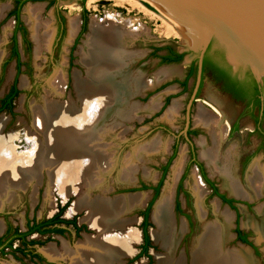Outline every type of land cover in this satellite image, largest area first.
Wrapping results in <instances>:
<instances>
[{
	"label": "rangeland",
	"instance_id": "rangeland-1",
	"mask_svg": "<svg viewBox=\"0 0 264 264\" xmlns=\"http://www.w3.org/2000/svg\"><path fill=\"white\" fill-rule=\"evenodd\" d=\"M12 1L0 0V97L6 92L15 75V61L14 58H10L11 35L15 20L13 16H8V12L13 8ZM137 2L140 5L131 9L115 5L109 0H98L91 5H87V0H55L54 3H48L46 0H32L21 6L18 12L20 27L19 31L15 33V46L21 62L20 71L16 77V87L19 93L13 100L11 112L0 111V140L12 148L14 155L26 156L30 151H33L36 141L33 137L39 135L33 127L34 108L43 104L45 98L58 103H66L71 100L75 102L77 100L74 75L78 74L82 79L87 78V67L81 61L80 46L90 33L91 27H94L97 23L104 27L109 26L110 23L123 24V27H119L127 33L124 36V44L120 47L133 55L134 60L131 61L129 70L131 73L140 72L143 85L127 98L125 104L143 108L157 95L158 105L151 113L138 111L136 112L137 115L132 113L129 117L124 118L113 115L105 121L103 130L98 132L100 134L107 130L103 134V137H105L102 138L105 144L101 142L100 145L103 149L109 147L111 152L113 151L115 164L110 174L105 173L101 176L103 179L99 178L102 185L89 189L84 185L82 174H79L78 177L71 178L67 186L63 185L62 187L60 183L49 178L48 168L44 167L40 171L41 174L38 180L31 178L19 179L20 182L15 183L16 185L11 189L12 191H9L6 196H0L4 199L0 206V227L2 225V229L4 224L7 223L12 227L24 230L26 221H30L32 218L39 220L50 217L57 211L59 206L64 204L61 217L64 219L74 217L77 226L82 227L75 233L74 228L62 223L59 226L63 231L58 234L42 236L33 233L28 236L27 238L30 240H41L39 243H34L33 246L27 248L37 250L44 257V262L36 263L24 254L5 250L0 254V264H72L71 255H68L67 252L74 251L77 248L76 246L84 244L87 240L86 237L98 238L103 236L97 228L86 221L85 216L89 211L88 207H78L76 205L77 201L80 198H85L86 195V199L89 200L101 198L111 201L118 198L129 199L133 196L142 197L140 203H136L120 217L121 220L127 219L124 228L122 230L112 229V232H110L111 235L125 239L129 232L133 231L136 234L135 239L128 242V245H130L128 253L121 255L117 260H113V264H157L158 258L166 256L172 259L173 264L181 256L184 258L185 264H191V246L194 237L201 230L202 223L214 220L221 221V218L213 211L215 202L219 210L226 211L229 214L224 248L229 251L240 249L247 253L252 264H264V232L248 223V220H251L258 227L262 223L263 214L258 212V208L262 205L264 207V185L258 196H235L223 185L219 176L211 173L205 160L199 154L202 149L201 144L204 147L206 146V149L210 148L209 150L217 149L215 137H213L217 130L211 135L208 128L195 123L194 115L197 108L200 106L205 110L209 109V112L212 111V113L219 116V126H221V120H223L225 122L222 125L228 127L229 122L236 117L239 109L238 105L231 104L224 98L214 96L211 89L207 88V84L204 85L200 96L195 101L192 100L193 95L189 93L191 88V91L194 92V77L187 80L184 88L177 82L183 78L190 58L196 55V52L187 48L191 44L185 42L183 40L185 38L181 35H163L159 33L158 27L167 19L143 1L137 0ZM29 6L39 8L37 17L42 24L38 27L36 35H34L32 24L25 13ZM82 8L86 11V22L84 31L79 32ZM57 14L63 16L64 32L61 36L57 29L59 23ZM71 18L76 19L77 27L75 34L69 38L67 25ZM45 24L50 27L51 34L47 46L45 45L44 35V31H46ZM21 31H23L25 42L21 40ZM129 32H134V36H129ZM152 46L161 47L157 50V55H150L149 51ZM167 46L176 52L183 53L182 58L175 62H161L159 56L168 52ZM59 71H62L64 75L60 95L53 92L49 86L55 77L54 75ZM156 75L161 76L156 78ZM173 104H176L173 119L164 118V114ZM188 123L191 128L195 129V132L187 137L184 135V130ZM261 123L264 126V115ZM251 130L252 127L249 125L248 118H240L235 131L232 133L225 131L221 146L218 147V149L221 147V151L219 150L221 153L232 149L234 153L232 160L238 182L249 191L246 176L250 168L258 163L264 172L261 151L258 150L253 154L260 144V137ZM37 138L39 139L38 136ZM152 140H155L159 149H155L156 151L147 149L140 155L133 167V177L129 181H122L119 178V170L124 155L130 152L134 146ZM174 145V154L165 169L158 193L153 199L147 214L148 226L146 231L150 246L146 252L149 258L145 255L137 256L136 254L140 251V245L142 244L141 212L152 197V187L161 178V168L171 155ZM190 147L193 149L195 160L201 164L206 178L212 181L220 194L233 200L234 208L212 194L195 163L190 162ZM251 153L253 156L248 163L242 165L241 158ZM180 156H182L181 169L178 177L173 182L174 186L172 187L170 201L171 215L173 222H175L173 233L176 240L173 250L168 254L162 243L154 239V234L158 228L152 219V211L168 179L172 166ZM80 165L84 166L83 163ZM14 166L16 165L14 164ZM80 169L78 170L79 173L81 172ZM195 177L204 189L201 199V207L205 210L203 222L198 216L196 197L192 188ZM181 225L183 226L182 232ZM236 225L241 231L247 232L252 246L241 243L234 238L233 229ZM14 244L16 245L17 242ZM49 247L54 249L60 256L54 258L49 256L44 250ZM63 254L66 255L61 256ZM47 258L52 260L48 261Z\"/></svg>",
	"mask_w": 264,
	"mask_h": 264
},
{
	"label": "bare ground",
	"instance_id": "bare-ground-1",
	"mask_svg": "<svg viewBox=\"0 0 264 264\" xmlns=\"http://www.w3.org/2000/svg\"><path fill=\"white\" fill-rule=\"evenodd\" d=\"M96 1L98 0H87V5ZM109 1L128 9L140 5L137 0ZM38 9L36 6H29L25 10L26 17L28 16V20L32 24L34 35L42 24L37 17ZM76 24L75 18L69 20V38L75 34ZM119 26L123 27L124 25L110 23L109 26L104 27L97 23L91 27L90 33L80 46L81 61L87 67V78L82 79L78 74L74 75V87L77 95L75 102L71 100L66 103H58L45 98L43 104L34 108L33 127L39 135L33 137L36 140L33 151H30L26 156H16L13 154L12 148L0 140V196H6L15 187V183L20 182V180L27 178L38 180L40 171L44 167L48 168L49 178L60 183L62 187L63 185L67 186L71 178H76L82 174L84 185L89 189L95 188L102 185L101 176L105 173L110 174L115 164V155L109 147L103 149L100 145L101 142L105 144L102 138L105 137L103 134L107 130L98 133L103 130L105 121L113 115L124 118L138 111L151 113L158 105L157 95L143 108L125 104L127 98L139 90L143 84L140 72L131 73L129 70V65L134 58L131 53L120 47L124 44V36L127 33L124 29L121 30ZM45 29V45L47 46L51 35L50 27L45 24ZM158 31L163 35L179 34L185 38L183 39L185 42L191 44V36H188L168 20H165L158 27ZM133 33L129 32L128 35L133 37ZM54 76L49 86L53 92L60 95L64 75L62 71H59ZM175 105L173 104L168 108L164 118L173 119ZM208 110L199 106L194 115V121L196 124L208 128L211 135L217 130V133L213 135L217 149L209 150L210 148L206 149V146L201 144L200 157L205 160L211 173L220 177L223 185L227 187L230 193L238 197L258 196L264 185V172L261 165L254 164L246 176V184L250 191L243 188L235 174L232 149L226 150L224 153L220 152L221 147L218 149L221 146L224 133L227 131V126H219V116ZM147 149L156 151L155 149H159L158 144L155 140L142 143L139 146H134L130 152L124 155L119 170V178L122 181H129L133 177L135 161ZM82 163L84 166L80 165ZM181 163L182 156L172 166L152 211V219L158 228L154 234V239L162 243L168 254L173 250L176 240L173 233L175 222H173L171 215L170 201L173 182L178 177ZM79 168H81L80 173ZM192 188L196 197L198 216L203 222L205 210L201 207V199L204 189L196 177L192 183ZM86 197L80 198L76 205L88 207L89 211L85 216L86 221L97 228L103 236L98 238L86 237L87 240L84 244L76 246L74 251L67 253L71 255L72 264H113V260H117L121 255L128 253L130 246L128 242L133 241L136 234L133 231L129 232L125 239L111 235L110 232L112 229L122 230L124 228L127 219L121 220L120 217L136 203H140L142 197L118 198L113 201L101 198L89 200ZM2 201L4 199L0 198V206ZM262 206L258 208V212L263 214L260 226H255L251 220H248V223L264 232V207ZM213 208L214 213L221 218V221L214 220L202 223L201 230L194 237L191 246V264H252L245 251L240 249L229 251L224 248L229 214L219 210L216 202ZM182 231L183 226L181 227ZM44 250L52 258L60 256L51 247ZM157 264H173V262L170 257L166 256L158 258ZM174 264H185L184 258L179 257Z\"/></svg>",
	"mask_w": 264,
	"mask_h": 264
},
{
	"label": "water",
	"instance_id": "water-1",
	"mask_svg": "<svg viewBox=\"0 0 264 264\" xmlns=\"http://www.w3.org/2000/svg\"><path fill=\"white\" fill-rule=\"evenodd\" d=\"M141 1L191 36V46L187 48L196 52V83L202 55L210 42L222 51L226 64L246 69L261 82L264 77V0Z\"/></svg>",
	"mask_w": 264,
	"mask_h": 264
},
{
	"label": "trees",
	"instance_id": "trees-1",
	"mask_svg": "<svg viewBox=\"0 0 264 264\" xmlns=\"http://www.w3.org/2000/svg\"><path fill=\"white\" fill-rule=\"evenodd\" d=\"M26 1H32V0H13V8L8 12V16H13L14 20H15V25L13 28V32L11 35V41H12V49L10 52V58H14L15 61V75L12 79V82L10 83V85L8 86L6 92L0 97V111L6 110L8 112H11V108H12V104H13V100L14 98L17 96V94L19 93V90L16 87V77L17 74L20 71V65L21 62L19 60L18 57V52L15 46V41H16V36L15 33L17 31H19V19H18V12L21 8V6L26 2ZM48 1V3H52L54 0H46ZM59 17V16H58ZM81 17H82V25L80 28V32H83L85 29V22H86V11L84 8H82L81 10ZM60 20H62V18H60ZM22 30V29H21ZM59 35L61 36L63 34V30L62 28L60 29V31L58 32ZM21 40L22 42H25V37L23 36V31H21ZM211 44L209 43V45L206 47L204 54H203V58H202V70L205 67L206 62V58L207 56L211 53ZM167 50L169 52H171V54L173 55L172 57L170 56H162L161 57V61L162 62H172V61H178L182 58L183 53H176L172 48L170 47H166ZM161 49V47H156V50ZM216 62L214 67H213V71H214V75L216 77L217 80L222 81L224 86L226 88H228L231 91V94L236 97V98H243L245 96L248 95L249 91H258L260 90L261 92H264V77L262 78L261 82H255L253 80L252 75L246 71L242 77H237L235 74L231 73V68L223 61V58L221 56L220 53H218V56H215ZM185 83V80H183L181 82V84L183 85ZM174 149H175V145L173 146V151L171 153V155L169 156V158L166 160L164 166H162L161 168V178L158 180L157 184L152 187V197L151 199L148 201V203L146 204L145 208L142 210L141 215H142V220L140 223V229H141V239H142V244L140 245V251L136 254L138 255H145L149 258V255L147 254V248L150 246V240L146 231V227L148 226V221H147V214L150 208V205L153 201V199L156 197L157 193H158V188L161 184V179L162 176L165 172V169L168 165V163L170 162L173 154H174ZM189 154H190V162L195 163V165L198 168V171L202 177V179L204 180V182L208 185V187L211 189L212 194L218 196L220 198V200L226 204H228L231 208L233 207V200L230 198H226L225 196H223L222 194H220L217 191V188L215 187V185L212 183V181H210L208 178H206L202 166L199 162H197L195 160V155L193 152L192 147H190L189 150ZM183 177V176H182ZM179 180L178 183V188L180 186L181 183V179ZM144 187V186H142ZM65 204L62 206H59L57 211L55 213H53L50 217L48 218H44L38 221H35V219H31V223H29V221L26 223V230L23 232H19L17 231V228L15 227L14 229V233L11 235V237L6 240L1 246H0V253H2L4 247H11V241L13 239H18L19 243H20V247H14L11 249V252H18L20 254H29L30 257H37L38 254L37 253H33L30 252L29 248H27L28 246H31L34 243H39L40 241H34V240H26V236L29 235L30 233L33 232H37V233H43V232H53V233H60L63 231V229L61 227H58V224H71L77 231L82 228L81 226H77L75 224V218L72 217L70 219H64L61 217V212L64 208ZM176 209H177V202H176ZM47 225H53L52 227H44ZM44 227L43 229H40L41 227ZM236 233H240V231L238 229H235ZM239 241H241L242 243H247V240L245 239L244 235H240V237H238Z\"/></svg>",
	"mask_w": 264,
	"mask_h": 264
},
{
	"label": "flooded vegetation",
	"instance_id": "flooded-vegetation-1",
	"mask_svg": "<svg viewBox=\"0 0 264 264\" xmlns=\"http://www.w3.org/2000/svg\"><path fill=\"white\" fill-rule=\"evenodd\" d=\"M54 2H55V0L52 3H54ZM12 4H13V1H12ZM58 16H59L58 17L59 18V23H58L57 29H58V31H60V29L62 28V30L64 32V23L62 22L63 16L62 15H58ZM61 17H62V20H60ZM81 25H82V17H81V14H80L79 32H80ZM67 27H68V25H67ZM210 44H211V46H210L211 47V53L207 56V58L205 60L207 65H205L203 70H202V59H201L200 73H199V78H198L197 83H196V74H197L196 55H194V56H192L190 58V61H189L188 65H187V69L185 71V74H184L183 78L181 80H179L177 83L179 85H181L182 88H184L186 86L187 80L190 77H194L193 78L194 79V81H193V87H194L193 90H194V92L191 91L192 90V88H191L190 93H189L190 95L191 94L193 95V97H192L193 101H195V99L200 96V93L202 92V89H203L204 85L207 84L208 87L207 86L206 87L209 88V90L211 89V92H212V94L214 96H218L220 98H224V99H226V101L230 102L231 104L238 105L239 109H238V112L236 114V117H235L234 120L229 122L230 125L228 127H226V129H227L226 132L232 133L233 131H235V129L238 127V120L240 118H244V117L246 118L247 117L248 120H249V125L252 127L251 131L254 132V133H257V135L260 137V144L254 150L253 154L255 152H258V150H260L261 151V158H262L263 164H264V126L261 123V119H262V117L264 115V92H261L260 90H258V91L256 90L254 92L253 91H249L248 95L243 97V98H241V99L234 97L231 94V91L224 86L223 82L217 80L215 75H214L213 67L215 65L214 62H216L215 56H218V53H220L224 62H225V60H224L222 51L216 46V44H214L213 42H210ZM149 53H150V55H157L156 47L152 46L150 48ZM176 53H180V52H176ZM162 56H170V57H172L173 55L171 54V52L168 51L165 54H161L159 56L160 60H161ZM202 58H203V55H202ZM172 62H175V61H172ZM165 63H169V62H165ZM230 68H231V73L235 74L237 77H242V75L247 71L246 69L241 68V67H236V68L230 67ZM183 80H185V83L182 85L181 82ZM205 80H207V81H205ZM253 80L255 82H257L254 78H253ZM220 117H222V116H220ZM221 122L224 124L225 121L221 120ZM222 123H221V125H222ZM193 132H195V129L191 128L189 123L186 124L185 130H184V135L188 137ZM253 154L251 153L250 155H246L243 158H241L242 165H246L248 163V161L250 160V158L253 156ZM39 220H41V219H39ZM28 221L25 222V229L24 230H21V229L17 228V231H19V232L25 231L26 230V223ZM35 221H38V220L35 219ZM29 223H31V221H29ZM75 224H76V222H75ZM67 225H69L72 228H74L71 224H67ZM52 226L53 225H47V226H44V227H52ZM44 227L42 226L40 229H43ZM58 227H61V226H59V224H58ZM14 229H15V227H12L10 224H7V223L4 224V227H3L2 232L0 234V246L6 240H8L11 237V235L14 233L13 232ZM235 229H238L240 231V233H236ZM73 230L76 233L77 230L75 228ZM233 232L235 234L234 238L236 240L239 241L238 237H240V235L242 234V235H244L245 239L247 240L246 244L252 246V244H250V242H249L247 232L241 231L237 225L234 227ZM33 233H37V232H33ZM31 234L32 233H30L29 235H27L25 237L26 240H29V238H27V237L30 236ZM38 234L42 235V236H46V235L49 236V234L52 235V234H56V233H53V232H43L42 233L41 232V233H38ZM38 241H41V240H38ZM15 242H17L16 245L14 244ZM32 246H33V244H32ZM14 247H20V243H19L18 239H13L11 241V247H4L2 253L5 250H8V251L11 252V249L14 248ZM29 250H30V252L37 253L38 256L37 257H30L29 254H26V256L30 257L36 263L44 262V260H45L44 257L37 250H35V249L33 250V249H30V248H29ZM2 253H0V254H2Z\"/></svg>",
	"mask_w": 264,
	"mask_h": 264
},
{
	"label": "crops",
	"instance_id": "crops-1",
	"mask_svg": "<svg viewBox=\"0 0 264 264\" xmlns=\"http://www.w3.org/2000/svg\"><path fill=\"white\" fill-rule=\"evenodd\" d=\"M161 75H156V78L157 77H160ZM1 224V223H0ZM1 229H2V225H1ZM33 234V233H32ZM35 234H37V235H39L38 233H35Z\"/></svg>",
	"mask_w": 264,
	"mask_h": 264
}]
</instances>
